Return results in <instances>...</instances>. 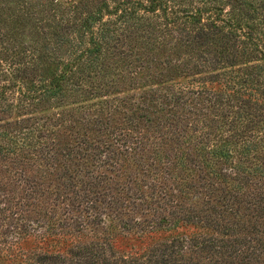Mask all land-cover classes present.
Segmentation results:
<instances>
[{"label": "trees", "instance_id": "trees-1", "mask_svg": "<svg viewBox=\"0 0 264 264\" xmlns=\"http://www.w3.org/2000/svg\"><path fill=\"white\" fill-rule=\"evenodd\" d=\"M0 194L8 249L100 233L34 264H264V0H0Z\"/></svg>", "mask_w": 264, "mask_h": 264}, {"label": "rangeland", "instance_id": "rangeland-1", "mask_svg": "<svg viewBox=\"0 0 264 264\" xmlns=\"http://www.w3.org/2000/svg\"><path fill=\"white\" fill-rule=\"evenodd\" d=\"M124 43L127 40L123 41ZM7 189L12 188L9 184ZM12 191L7 190L8 195ZM0 200L2 197L0 194ZM95 227H89V230L77 232L71 237L68 235L57 234V236L47 235L39 237L38 235H30L28 238L16 240L9 249L6 248L7 241L15 242L14 235H8L6 238L0 236V264H34L32 258L37 257V253H60L63 256H68V248L71 246L85 244L94 241L95 236H99L98 230ZM93 229V230H92ZM97 233V234H96ZM209 234L208 230L202 229L190 223H178L170 227H163L145 234L136 232H123L122 235H116L113 239V247L119 253H148L150 248L159 246V243L170 241L173 238H189L195 235ZM62 235V236H59ZM18 241V242H17Z\"/></svg>", "mask_w": 264, "mask_h": 264}]
</instances>
